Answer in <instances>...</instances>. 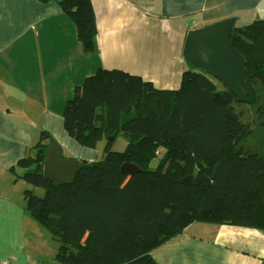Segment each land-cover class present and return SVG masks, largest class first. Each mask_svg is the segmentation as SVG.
<instances>
[{
  "label": "trees",
  "instance_id": "obj_1",
  "mask_svg": "<svg viewBox=\"0 0 264 264\" xmlns=\"http://www.w3.org/2000/svg\"><path fill=\"white\" fill-rule=\"evenodd\" d=\"M60 4L75 23L83 50L96 51L92 1ZM232 43L256 82L264 126V19L235 27ZM242 103L202 69L186 68L176 89L159 88L122 69L100 67L86 77L64 108V127L85 147L96 148L105 139L104 157L81 160L72 182L55 185L43 175L44 142L51 134L42 131L35 154L12 168L46 190L39 197L27 188L24 197L27 210L58 242L56 260L161 264L153 251L194 222L264 230V155L238 147L253 134L237 109ZM120 134L128 144L115 151ZM156 158L158 167L152 169ZM125 163L139 170L126 174Z\"/></svg>",
  "mask_w": 264,
  "mask_h": 264
},
{
  "label": "crops",
  "instance_id": "obj_2",
  "mask_svg": "<svg viewBox=\"0 0 264 264\" xmlns=\"http://www.w3.org/2000/svg\"><path fill=\"white\" fill-rule=\"evenodd\" d=\"M60 1L0 0V262L59 264L54 240L26 208L23 170L12 168L35 154L42 131L51 134L44 143L56 140L65 157L97 160L98 151L64 127V108L86 77L100 67L122 69L176 89L187 68L190 30L228 18L236 19L235 27L264 19V0H91L98 32L96 51L86 53ZM207 225H214L205 228L214 237L185 234L188 226L155 249L154 258L264 264V230Z\"/></svg>",
  "mask_w": 264,
  "mask_h": 264
},
{
  "label": "water",
  "instance_id": "obj_3",
  "mask_svg": "<svg viewBox=\"0 0 264 264\" xmlns=\"http://www.w3.org/2000/svg\"><path fill=\"white\" fill-rule=\"evenodd\" d=\"M235 18H228L203 28L190 30L186 36L183 55L197 68L219 79L237 100L256 103L255 80L244 66L243 55L233 46L232 36ZM81 161L67 158L58 142L51 140L43 166V175L55 185L74 180ZM133 164L125 163L122 171L126 174L137 172Z\"/></svg>",
  "mask_w": 264,
  "mask_h": 264
},
{
  "label": "rangeland",
  "instance_id": "obj_4",
  "mask_svg": "<svg viewBox=\"0 0 264 264\" xmlns=\"http://www.w3.org/2000/svg\"><path fill=\"white\" fill-rule=\"evenodd\" d=\"M187 68L193 69L195 71L201 70L200 68H197L195 65H193L188 60H187ZM212 79L217 84L219 89L225 88V85L219 79H217L213 76H212ZM257 91H258V93H257L258 101L261 102V100H262V88H261V86L258 87ZM257 107H258V103H256V104L242 103V104L237 105V109L244 113V118H243L244 121L250 122L252 124V127H253V134L250 137H248L245 141L241 142L238 147L246 149V150L251 151V152H257L261 155H264V126L261 125V121L258 118ZM106 143H107L106 140L103 139L98 143V146L96 148H94L95 150L98 151L97 159H102L104 157V155H105L104 150L106 147ZM127 144L128 143H127V140L125 139V137L122 134H120L116 138V140L113 144V150L124 151L127 147ZM66 155H70L69 151H68V154H66ZM158 164H159V159L156 158L151 162L150 167L152 169H157ZM24 182H25L24 183L25 189L32 188L34 190V194L39 196V197H42L45 195V193H46L45 188L39 187V186H33L32 184H30L26 180ZM207 224H213V223L194 222L185 230L184 233L185 234H194V235L204 237V238H212V237H214V234L211 231L206 230L205 228H207V226H214V225H207ZM208 228H211V227H208ZM48 234L50 235V238H52V240H54L53 241L54 245L58 249V242L54 239L53 235L49 231H48ZM59 264H61V263H59Z\"/></svg>",
  "mask_w": 264,
  "mask_h": 264
},
{
  "label": "built area",
  "instance_id": "obj_5",
  "mask_svg": "<svg viewBox=\"0 0 264 264\" xmlns=\"http://www.w3.org/2000/svg\"><path fill=\"white\" fill-rule=\"evenodd\" d=\"M0 264H13V263H11V262L8 261V260H5V261H1Z\"/></svg>",
  "mask_w": 264,
  "mask_h": 264
}]
</instances>
